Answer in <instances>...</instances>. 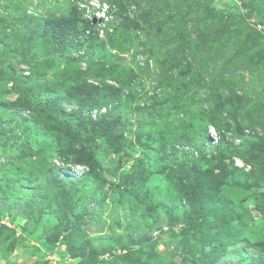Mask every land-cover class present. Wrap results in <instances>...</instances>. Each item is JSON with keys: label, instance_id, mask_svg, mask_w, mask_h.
Here are the masks:
<instances>
[{"label": "rangeland", "instance_id": "rangeland-1", "mask_svg": "<svg viewBox=\"0 0 264 264\" xmlns=\"http://www.w3.org/2000/svg\"><path fill=\"white\" fill-rule=\"evenodd\" d=\"M93 1L113 8L115 16L101 21L104 13L79 11L72 0H0V25L8 15L16 25L5 43L0 36V50L7 51L0 53L3 70L9 72L13 60L14 68L25 67L30 75V66L19 63L21 54L17 60L10 53L29 46L14 35L40 33L47 16L67 15L75 7L87 21L98 20L81 40L97 33L105 56L116 55L115 63L125 66L123 81L135 77V89L169 98L178 94L168 106L175 115L182 112L195 140L175 148L199 158L201 151L190 146H201V134L218 132L234 146L247 142V155L261 161H243L244 168L241 157L223 158L212 147L193 163L195 187L178 166L147 172L138 156L118 160L117 153L125 154L118 146L117 153L100 150L101 169L65 165L79 174L87 171L78 179L76 172L61 169L62 161H51V151L24 157L31 145L11 131L9 139L0 136V264H264V0ZM233 1L254 9L239 10ZM1 76L0 130H5L17 124L13 113L5 114L7 103L20 96L11 91L9 76L7 81ZM69 104L63 107L70 111L80 105ZM92 111L97 116L98 109ZM145 121L142 144L170 153L168 137L177 140L181 133L174 120L146 115ZM62 142L59 133L55 150ZM128 142L137 143L135 135ZM81 158L88 154L81 152ZM63 175L81 182L65 198L55 180ZM181 207L198 221L190 224V213Z\"/></svg>", "mask_w": 264, "mask_h": 264}, {"label": "trees", "instance_id": "trees-1", "mask_svg": "<svg viewBox=\"0 0 264 264\" xmlns=\"http://www.w3.org/2000/svg\"><path fill=\"white\" fill-rule=\"evenodd\" d=\"M51 1L55 2L56 0ZM233 2L239 10L254 9L249 2H243L242 5ZM20 5L19 2L16 3L18 7ZM12 14V17H15L17 12ZM17 17L15 18L18 19ZM10 19L12 20L8 15L0 25V36L4 37L1 40L2 43L7 41L6 37H11V29L15 30L16 27ZM42 21L45 22L43 31L40 33L31 31L36 35L35 40H30L31 33L27 38L26 35H14L18 41H27L28 50L25 48L21 53L19 50L10 49V53H14L17 60L21 59L19 57L21 54L22 60L19 63L29 65L32 73L28 75L26 70L14 68L13 60L9 72L3 70L0 65V77L3 75L7 81L6 75L9 76V81L13 82L11 91L20 96L18 101L7 103L5 114L11 116L13 113L11 120L14 119L17 124L15 126L6 124V129L0 130L2 139L8 138L11 131L21 132V139L24 137L26 139L24 141L31 145L28 148L29 151L23 155L24 157H34L35 154L41 153V149H45L53 152L54 156L51 161L58 159L63 162L64 166L74 163L88 165V167L95 166L98 169H101L103 164L98 159L100 150L117 153L116 148L122 146L125 154L117 153L120 156L118 160L132 157L137 159L138 156V160L143 162L147 172L159 171L162 167L165 169V167L175 168L178 166L187 170L190 174L189 182L196 187L193 163H200L201 156L205 154L203 151H209L212 147L208 142L209 134L207 132V136L204 137L203 134L199 136L201 146L188 145L201 151L199 158L192 153L188 154L184 150L175 148L178 142L187 145L195 140V137L186 131L189 129L185 125V120L181 118L182 112L175 115L168 106L173 97L180 99L178 94H173V97L169 98L165 94L152 93L143 86L140 89H135V77H132L130 83H127L125 79L123 81L120 69L122 70L125 66L115 63L116 55L105 56L106 45L104 42L102 44L97 42V33L93 32L88 35L87 41L81 40V36H85L88 29L94 30L95 27L92 22L81 17L75 7L67 15L51 14ZM73 51H78L77 53L83 51L84 53L76 57L73 55ZM0 53L6 54L7 51L6 49L0 50ZM30 56L31 58H29ZM102 58L107 61L102 63ZM84 62L88 64L83 67ZM63 65L65 68H62ZM91 80L99 81L100 84L97 85ZM107 80L119 83V86H112L106 82ZM75 101L80 104L77 110L67 111L63 107L66 102L74 103ZM140 102H144L143 106ZM109 105H112V108L97 120L91 117L86 118L84 115L87 110L101 109ZM165 108H170V110L166 112ZM24 111L34 114V117L23 116L21 112ZM146 115L151 116L153 120L164 119L168 120L167 122L173 120L176 122L175 124L173 121L172 124L181 133L178 134L177 140L168 137L173 143L170 153L168 149L167 153L166 150L161 153L142 144L141 139L145 135L144 132L148 125L145 121ZM0 123L2 124L3 121ZM56 130L59 131L63 142L55 150L53 144L59 134L56 133ZM38 132H40L39 136ZM132 135H135L137 143L128 142ZM64 141L68 142V145ZM248 147L250 146L247 142L234 146L223 137L218 150L223 158L241 157L246 163L259 164L261 161L259 157L254 158L247 155L250 151ZM81 152L88 154V158H81ZM185 158L189 162L184 161ZM66 166L61 169L67 172L74 170V167L69 169ZM83 177H87L86 172L78 175V179H84ZM55 180L60 183V190L64 198L81 183L67 175H63L61 179L55 178ZM181 208L188 214L190 213V218L188 216L190 224L198 221L193 217L191 211L189 212L185 207Z\"/></svg>", "mask_w": 264, "mask_h": 264}, {"label": "clouds", "instance_id": "clouds-1", "mask_svg": "<svg viewBox=\"0 0 264 264\" xmlns=\"http://www.w3.org/2000/svg\"><path fill=\"white\" fill-rule=\"evenodd\" d=\"M56 1H58V0H56ZM103 3V2H102ZM241 4V3H240ZM242 5V4H241ZM75 7L79 10V11H83V12H85V13H87V11L86 10H82V9H80V7L79 6H77V5H75ZM110 10H106V16H104V18L101 20V21H103V20H107V18H109V17H114L115 16V12H114V10H113V8H109ZM99 11V9L98 8H96V7H94V12H98ZM94 19H96V18H94ZM89 22H92V23H94L95 24V26H97V24H98V20H97V22H93V21H90V20H88ZM75 55V54H74ZM80 55H82V52H79L78 53V55L76 56V57H78V56H80ZM28 67V66H27ZM22 69L23 70H26L27 68H25V67H22ZM102 80L100 79V82H101ZM108 84H111L113 81H111V80H107L106 81ZM95 84H100L99 83V81H97V82H95ZM66 104V103H65ZM143 104H144V102H143ZM72 105H74V104H72V103H70L69 104V106H72ZM78 106H76V108L74 109V110H77L78 108H77ZM112 108V105H109V106H104L103 108H101V109H98V112H100L99 114H98V112H96L97 113V116H95L94 115V112L92 111V110H87L86 112H85V116H86V118H92V119H94V120H97L98 118H100L103 114H105V113H107L108 112V110L109 109H111ZM67 111H70L68 108H65ZM72 111V110H71ZM217 134H215V133H213V132H208V134H209V137H208V142H209V144H210V147H219L220 146V143H221V141H222V135L221 134H219L218 132H216ZM218 144V145H217ZM242 144V143H241ZM239 146V145H238ZM241 161L243 162L244 160L243 159H241ZM245 162V161H244ZM243 162V163H244ZM246 163V162H245ZM245 163H244V165H239V166H243L244 168H245ZM76 170H78V168H76L75 169V167H74V172H76V175L78 174V175H82V174H84L85 172H87V171H83V173L82 174H79V171H76Z\"/></svg>", "mask_w": 264, "mask_h": 264}, {"label": "built area", "instance_id": "built-area-1", "mask_svg": "<svg viewBox=\"0 0 264 264\" xmlns=\"http://www.w3.org/2000/svg\"><path fill=\"white\" fill-rule=\"evenodd\" d=\"M72 1L75 5L79 6L80 9L86 10V11H89L91 8L94 10V7H97L99 9L98 13L102 12L104 13V16H106V10L108 9L105 8L106 4L102 3L101 1H98L97 2L98 4L96 5L94 4L93 0H84L85 5H81V6L78 4L79 0H72Z\"/></svg>", "mask_w": 264, "mask_h": 264}]
</instances>
